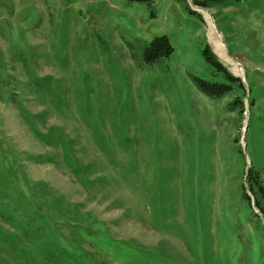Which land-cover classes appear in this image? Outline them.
<instances>
[{
	"label": "rangeland",
	"instance_id": "1",
	"mask_svg": "<svg viewBox=\"0 0 264 264\" xmlns=\"http://www.w3.org/2000/svg\"><path fill=\"white\" fill-rule=\"evenodd\" d=\"M203 1L0 0V264H264V0Z\"/></svg>",
	"mask_w": 264,
	"mask_h": 264
},
{
	"label": "trees",
	"instance_id": "2",
	"mask_svg": "<svg viewBox=\"0 0 264 264\" xmlns=\"http://www.w3.org/2000/svg\"><path fill=\"white\" fill-rule=\"evenodd\" d=\"M206 2H208V0H204L203 2H201V4L203 3V5L206 6L207 4ZM173 51H174V47L171 41L169 40V38L167 36H158L152 40V42L148 47H146L144 52V58L148 62H153L161 57L169 56L170 54L173 53ZM204 56L207 59V61L215 68H217L222 72L224 71V69L219 64V62H217L216 57L208 49V47L205 48L204 50ZM203 88L211 94L221 95L224 94L229 88H231V86L227 84L214 83V84H206L205 87ZM253 178L257 180L256 175H254ZM259 186L261 190L264 192V187L261 185Z\"/></svg>",
	"mask_w": 264,
	"mask_h": 264
}]
</instances>
